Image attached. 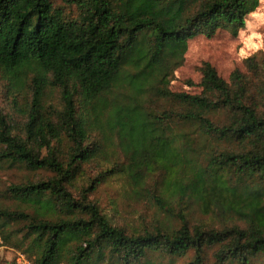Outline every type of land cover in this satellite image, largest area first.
<instances>
[{
  "label": "trees",
  "instance_id": "16d2710c",
  "mask_svg": "<svg viewBox=\"0 0 264 264\" xmlns=\"http://www.w3.org/2000/svg\"><path fill=\"white\" fill-rule=\"evenodd\" d=\"M63 2L73 13L0 0V74L14 111L0 95V164L51 174L8 187L21 206L0 207V246L31 264H160L152 257L192 251L189 264H204L211 249L215 264L264 257V60L248 57L228 81L205 62L200 93L170 88L188 41L237 34L258 0ZM116 144L126 164L112 162ZM160 171L150 196L178 228L130 232L90 200L116 175L149 192ZM192 206L217 226L191 225Z\"/></svg>",
  "mask_w": 264,
  "mask_h": 264
},
{
  "label": "rangeland",
  "instance_id": "374dc122",
  "mask_svg": "<svg viewBox=\"0 0 264 264\" xmlns=\"http://www.w3.org/2000/svg\"><path fill=\"white\" fill-rule=\"evenodd\" d=\"M52 2L54 7L64 8L67 13H73V10L65 8L63 0H52ZM258 3V8L248 17L245 28L237 34L222 30L211 39L202 35L190 39L182 64L172 74L171 90L189 94L200 93L201 89L198 84L202 79L201 67L205 62L210 63L217 70L219 76L228 81L230 75L236 69L247 72L245 60L248 57L257 55L260 60H264V0H258ZM0 95L1 105L5 108V112L14 113L6 97L5 81L1 74ZM50 102H59V96L54 94ZM14 117L15 122L21 123L23 121V118L17 114ZM111 153L113 163L120 165L127 163L117 144L113 146ZM107 165L105 163L103 167L106 168ZM90 169L87 171L85 183H89L87 181L89 176H94L96 173L95 171L91 172ZM48 176H51V174L43 171L34 172L23 168L10 169L0 164V207L15 210L21 206L7 195L6 191L10 185L25 182L28 178L37 180ZM166 177L165 171L150 175L145 185L149 192L136 195L124 176L116 175L101 183L95 192L90 195V200H94L99 204L112 223L123 226L130 232L150 231L158 222L166 226L172 224L178 228L180 222L162 211L150 196L155 187L160 188ZM84 181L80 182V185ZM175 209L179 212L181 207ZM27 211L31 212V210ZM186 213L191 225L217 226L218 224L211 216L202 214L197 207L192 206ZM215 251L216 249L206 251L204 264H215L213 256ZM20 254H22V251L12 246H0L2 264H14ZM152 258L160 264H189L194 260L195 253L192 251L186 257L172 261L169 257L156 255ZM252 264H264V257H258Z\"/></svg>",
  "mask_w": 264,
  "mask_h": 264
},
{
  "label": "built area",
  "instance_id": "2783aa9c",
  "mask_svg": "<svg viewBox=\"0 0 264 264\" xmlns=\"http://www.w3.org/2000/svg\"><path fill=\"white\" fill-rule=\"evenodd\" d=\"M1 238H0V244H1ZM17 263L18 264H31V262L29 261V259L24 255V254H20L18 259H17Z\"/></svg>",
  "mask_w": 264,
  "mask_h": 264
}]
</instances>
